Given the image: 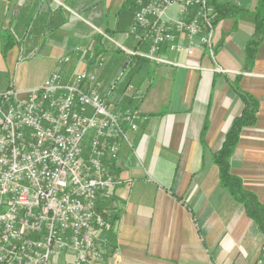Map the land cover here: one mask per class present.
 Returning <instances> with one entry per match:
<instances>
[{"label": "crops", "instance_id": "obj_1", "mask_svg": "<svg viewBox=\"0 0 264 264\" xmlns=\"http://www.w3.org/2000/svg\"><path fill=\"white\" fill-rule=\"evenodd\" d=\"M126 1L0 0V93L6 88L2 79L21 59L44 55L48 48L56 56L50 73L67 56L71 60L64 66L69 70L92 67L88 56L80 61L76 48H85L88 55L103 53L105 67L92 69L97 90L110 105L119 94L120 109H135L147 119L136 133L127 131L132 149L121 144L120 166L106 164L119 183L97 200L100 264H264V235L222 188L214 165L233 119L243 109L230 86L240 77L239 90L259 108L255 126L242 129L228 164L244 191L264 206V39L252 69L245 71L256 0H208L213 17L217 6L244 9L215 25L213 62L205 54H176L164 47L161 56L173 65L125 60L124 81L109 95L119 62L111 43L119 45L120 35L133 23ZM141 96L135 105L132 97ZM108 235L112 247L104 250ZM57 264H73V256Z\"/></svg>", "mask_w": 264, "mask_h": 264}, {"label": "built area", "instance_id": "obj_2", "mask_svg": "<svg viewBox=\"0 0 264 264\" xmlns=\"http://www.w3.org/2000/svg\"><path fill=\"white\" fill-rule=\"evenodd\" d=\"M136 7L124 34L134 47L116 45L129 63L143 59L173 65L161 56L164 47L214 61L208 0H137ZM75 52L80 61L88 56L92 67L70 73L64 66L71 60L67 56L38 87L18 92L10 86L0 93V264H57L70 254L73 264L102 261L97 200L119 183L106 164L120 166L121 144L132 149L127 131L136 133L147 118L120 109L119 94L108 104L92 70L103 67V59L83 47ZM125 75L115 79L109 95ZM88 132L90 155L85 158Z\"/></svg>", "mask_w": 264, "mask_h": 264}, {"label": "trees", "instance_id": "obj_3", "mask_svg": "<svg viewBox=\"0 0 264 264\" xmlns=\"http://www.w3.org/2000/svg\"><path fill=\"white\" fill-rule=\"evenodd\" d=\"M137 0H127L125 7L133 12V16L137 10L136 7ZM244 9L237 8L234 5L217 6L215 7V15L213 17V25L215 26L219 22L226 20V18H234L236 15L240 14ZM252 18L254 19V29L253 37L246 44L245 48V62H246V72H249L253 65L258 50V46L264 39V0H256V6L252 12ZM10 45L4 46V54L9 51ZM240 77H237L233 82H230V86L235 91L236 95L239 97L241 104L243 106L241 114L233 119V123L227 132L226 139L220 148V150L214 156V165H217L219 171V179L222 188L234 201L244 208L247 217L254 222L259 233L264 235V206L259 205L257 199L252 193L244 191L242 187V181L230 174V165L228 160L234 152V148L238 143L240 132L244 127H252L256 124V114L258 112L259 105L256 100L250 96L248 93L239 90ZM141 97H132V101L135 105L141 102ZM135 110V109H134ZM207 127V121L205 119V125L202 129L201 136L205 132ZM106 238V237H105ZM106 244L104 250L112 247V238L110 235L107 236ZM109 250V249H108ZM104 251V254H107ZM103 255V254H102ZM106 256V255H104Z\"/></svg>", "mask_w": 264, "mask_h": 264}, {"label": "rangeland", "instance_id": "obj_4", "mask_svg": "<svg viewBox=\"0 0 264 264\" xmlns=\"http://www.w3.org/2000/svg\"><path fill=\"white\" fill-rule=\"evenodd\" d=\"M120 39L118 40V44L126 49H132V45L130 46V44L125 43L124 41V35H120ZM101 42V41H100ZM49 43L47 42V39H45L44 41V46H47ZM98 44V43H96ZM93 44V45H96ZM112 47L114 48V56L115 58L119 61L115 66H117V68L115 69L116 72L114 74L115 79L120 75L122 69L121 67L123 66V61L125 63V60L128 59V57L126 56V54L122 53L117 46L115 47L114 44H112ZM99 58L103 59V63L106 64L107 62V58L106 55H104L103 53L101 55H98ZM54 59H56V56L53 55V52L51 53L50 48H48V50L45 52V54H40L37 55V57L35 58H28V59H21L19 61L18 66L15 67V69L9 74V76L5 79H2V82L4 83V85H6V88L4 89V91L8 88H10V86H13V88L15 89V91L18 92H24L27 90H31L35 87H38L39 84L42 83V81L49 77L52 73H50L52 71V64ZM56 65V64H55ZM120 65V67H118ZM55 67V66H54ZM104 64L103 67L104 68ZM98 68V69H101ZM55 69V68H54ZM121 69V70H120ZM105 71V70H103ZM70 73L76 72V68H73L72 70H69ZM114 79V80H115ZM116 81V80H115ZM1 91V90H0ZM91 137H92V133L88 132L85 136H84V142H83V154L85 158H88L90 153V143H91ZM100 248V247H99ZM101 249V248H100Z\"/></svg>", "mask_w": 264, "mask_h": 264}]
</instances>
